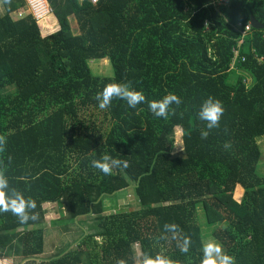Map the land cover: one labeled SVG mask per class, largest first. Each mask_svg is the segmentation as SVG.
<instances>
[{
	"label": "trees",
	"instance_id": "16d2710c",
	"mask_svg": "<svg viewBox=\"0 0 264 264\" xmlns=\"http://www.w3.org/2000/svg\"><path fill=\"white\" fill-rule=\"evenodd\" d=\"M45 1L48 29L31 15L14 18L24 0H0V136L7 139L0 161L11 186L35 199L39 213L23 224L0 214V256H21L24 264H133L147 253L200 264L211 235L235 264H264V0ZM250 16L263 28L244 37L231 68L234 27ZM99 59L110 60V75L91 70L89 61ZM129 81L147 101L174 93L183 103L167 120L147 103L130 109L114 99L99 109L97 92ZM10 86L14 91L5 92ZM209 96L224 113L202 140L197 112ZM104 154L129 167L104 175L90 164ZM109 198L117 211L106 215ZM53 205L59 219L51 223H75L80 235L74 247L38 258ZM201 206L209 230L200 222ZM84 218L94 226L83 227ZM165 223L191 238L187 254L164 232Z\"/></svg>",
	"mask_w": 264,
	"mask_h": 264
},
{
	"label": "clouds",
	"instance_id": "9594fccd",
	"mask_svg": "<svg viewBox=\"0 0 264 264\" xmlns=\"http://www.w3.org/2000/svg\"><path fill=\"white\" fill-rule=\"evenodd\" d=\"M8 2V0H5ZM97 101L101 110L108 109L114 99L126 102L128 108L136 109L138 105L147 103L149 111L156 117L167 120L170 115H175V105L177 108L183 103L182 99L174 94L168 93L159 100L147 101L143 92L133 88L129 82H113L106 84L102 91L93 97ZM224 113L222 102L209 96L205 99L197 112V117L204 123V128L200 131V138L206 140L211 130L220 127V121ZM225 131H227L225 129ZM7 147V139L0 136V153H4ZM225 147H230L225 144ZM11 156L8 157L9 164ZM91 167L103 173L111 175L113 169H127L129 162L119 158H114L109 154H104L99 159H93ZM7 165L0 161V214L11 213L16 216L18 221L23 224L29 220H38L39 213L36 211L37 202L31 197H25L24 193L11 186L6 175ZM164 232L171 234V239L176 241V246L182 254H187L191 247V238L182 235V229L175 223H165ZM160 239H167L161 236ZM202 258L200 264H235V258L227 254L222 246L215 241H207L202 244ZM116 264H128L124 259H118ZM133 264H175V262L164 255L155 257L145 253L133 258Z\"/></svg>",
	"mask_w": 264,
	"mask_h": 264
},
{
	"label": "rangeland",
	"instance_id": "374dc122",
	"mask_svg": "<svg viewBox=\"0 0 264 264\" xmlns=\"http://www.w3.org/2000/svg\"><path fill=\"white\" fill-rule=\"evenodd\" d=\"M82 1V0H80ZM25 2V0H24ZM27 4L25 5V7L23 6L19 12L21 13H26ZM3 13V9L0 3V14ZM14 18H20L19 15H17L16 13H13ZM50 18H51V14L48 15L46 17V19L38 22L40 24H43L44 22H47L48 25H50ZM69 22H70V26H71V30L73 33H77V24L76 21L74 19V17H70L69 18ZM45 25V24H44ZM89 65L90 68H92L91 70H93L94 73L98 74V75H110L112 73V69H111V64H110V60L109 59H99V60H94V61H89ZM250 79H247V83L249 82ZM14 91V87L10 86V87H6L5 88V92H13ZM99 120V119H98ZM98 123V121H97ZM105 126H109V123ZM104 126V127H105ZM259 147L261 150V159H262V163L259 167V172L260 174L264 175V139H261L259 141ZM125 192H121L118 195H124ZM242 195V190L238 187L236 193L234 194V198L237 200H240ZM116 197V196H115ZM123 199V197H116L115 201L118 203L119 200ZM128 199H130V196H128ZM114 198L112 199H105L104 200V205H105V211L104 213L106 215L109 214H113L115 213L117 204H115ZM62 210V209H61ZM63 212V211H62ZM46 213H47V219L45 220V223L43 224L42 228L44 229V235H45V247H44V251L42 252V254H40L38 256V258H49L52 256H55L58 252H62L65 250V248L67 246L70 245L72 247H74V243L73 240L75 238H77L80 235V228L75 225V223H71L65 226H59L58 224H52L51 220L56 221L59 219V211L57 209V207L55 205L50 206L49 208L46 209ZM206 214L204 209H202V206L200 208L199 211V219L200 222L203 226V228L205 230H209L208 225L206 224ZM87 219V220H86ZM83 220H86V222L84 223V221L82 222L83 227H86L88 225H91L92 227L94 226V222L88 218H84ZM227 224V220L225 219L223 222L218 223L219 227H224ZM80 225V224H79ZM82 226V225H81ZM93 231L92 228H88L87 232ZM207 241H215L217 243L220 244V241L209 235L208 237H206L204 239V242ZM135 251L137 252V254H139V249L137 246H134ZM136 254V256H137ZM25 263V258L21 257V256H14V255H10V256H0V264H24Z\"/></svg>",
	"mask_w": 264,
	"mask_h": 264
},
{
	"label": "built area",
	"instance_id": "2783aa9c",
	"mask_svg": "<svg viewBox=\"0 0 264 264\" xmlns=\"http://www.w3.org/2000/svg\"><path fill=\"white\" fill-rule=\"evenodd\" d=\"M99 0H90L92 4H96ZM225 0H219V2L223 3ZM46 2V1H45ZM27 4L26 13L17 12V15H19L20 18L25 17L26 15H31L36 22H40L48 15H52L51 9L49 8L47 2L46 8L43 7L42 3L39 0H25V5ZM235 31L239 34L237 38V43L232 46L231 52H232V60L230 63V67H234V63L238 58L240 46L242 45L244 41V37L250 33L252 30L250 22H247L245 24H242L241 22H238L235 27ZM243 60V58H241Z\"/></svg>",
	"mask_w": 264,
	"mask_h": 264
},
{
	"label": "water",
	"instance_id": "95a60500",
	"mask_svg": "<svg viewBox=\"0 0 264 264\" xmlns=\"http://www.w3.org/2000/svg\"><path fill=\"white\" fill-rule=\"evenodd\" d=\"M249 22L251 24V27L255 30H259L263 28V25L260 24L257 20H255L252 16L249 18Z\"/></svg>",
	"mask_w": 264,
	"mask_h": 264
},
{
	"label": "crops",
	"instance_id": "0c3cea01",
	"mask_svg": "<svg viewBox=\"0 0 264 264\" xmlns=\"http://www.w3.org/2000/svg\"><path fill=\"white\" fill-rule=\"evenodd\" d=\"M16 12H19V10L18 11H16ZM16 12H14V13H16ZM45 24V25H44ZM43 27H45V28H47L48 29V27H51L50 25H48V23L47 22H44L43 24H41Z\"/></svg>",
	"mask_w": 264,
	"mask_h": 264
},
{
	"label": "bare ground",
	"instance_id": "6f19581e",
	"mask_svg": "<svg viewBox=\"0 0 264 264\" xmlns=\"http://www.w3.org/2000/svg\"><path fill=\"white\" fill-rule=\"evenodd\" d=\"M39 1L42 3L43 7L46 8L47 4H46L45 0H39Z\"/></svg>",
	"mask_w": 264,
	"mask_h": 264
}]
</instances>
